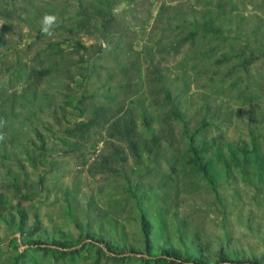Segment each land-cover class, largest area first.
<instances>
[{"label":"rangeland","instance_id":"1","mask_svg":"<svg viewBox=\"0 0 264 264\" xmlns=\"http://www.w3.org/2000/svg\"><path fill=\"white\" fill-rule=\"evenodd\" d=\"M0 121V264H264V0H0Z\"/></svg>","mask_w":264,"mask_h":264},{"label":"trees","instance_id":"2","mask_svg":"<svg viewBox=\"0 0 264 264\" xmlns=\"http://www.w3.org/2000/svg\"><path fill=\"white\" fill-rule=\"evenodd\" d=\"M193 26L196 29H199V28L202 27L203 30H205V31H216V28H213V26H208L207 27V26L201 25V27H200L198 24H193ZM194 34H195L194 32L189 33V35H191V36H193ZM184 40H185V38H184ZM163 88H164L165 95L168 98H171L172 94L170 92V89L168 87L166 88L165 86H163ZM130 116L128 114H125L124 116H118L116 118V120L113 121L110 124V126H109L110 134L112 136H122V137H125L128 140L133 139L135 137V134H136L135 123H133L132 118ZM167 122L169 123V121H167ZM170 132L173 133L174 132V128L170 129ZM212 182L214 184V180L213 179H212ZM165 252L167 254H169L168 251H165ZM171 255L174 256V257H172L173 259H181V255L178 254L177 252L172 253ZM200 264H204V263H202L200 261Z\"/></svg>","mask_w":264,"mask_h":264},{"label":"clouds","instance_id":"3","mask_svg":"<svg viewBox=\"0 0 264 264\" xmlns=\"http://www.w3.org/2000/svg\"><path fill=\"white\" fill-rule=\"evenodd\" d=\"M56 16L46 15L42 20L41 31L45 36L51 37L53 35V25L56 23ZM3 121H0V127L3 126ZM0 140H3V136L0 135Z\"/></svg>","mask_w":264,"mask_h":264}]
</instances>
